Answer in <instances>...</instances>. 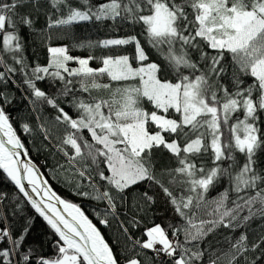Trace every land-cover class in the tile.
I'll return each mask as SVG.
<instances>
[{
    "label": "snow or ice",
    "instance_id": "obj_1",
    "mask_svg": "<svg viewBox=\"0 0 264 264\" xmlns=\"http://www.w3.org/2000/svg\"><path fill=\"white\" fill-rule=\"evenodd\" d=\"M87 24L127 30L28 62L29 32ZM13 90L38 123L13 117ZM17 124L105 205L99 224L111 216L123 247L24 159ZM0 170L57 237L44 255L31 219L17 231L0 215V264H264V0H0Z\"/></svg>",
    "mask_w": 264,
    "mask_h": 264
},
{
    "label": "trees",
    "instance_id": "obj_2",
    "mask_svg": "<svg viewBox=\"0 0 264 264\" xmlns=\"http://www.w3.org/2000/svg\"><path fill=\"white\" fill-rule=\"evenodd\" d=\"M42 26H44V20L41 18L37 21L36 31L39 32ZM126 30L127 29L124 31ZM124 31L114 32L106 28L103 24L99 25V27L87 24L84 26L75 27L73 32L68 36H61L57 32L53 35V38L50 41L41 40L40 36L33 35L31 32H29L27 35L25 56L27 57L29 63L46 64L48 58L47 46L49 44L51 46H58L61 44H68L71 46L76 41H96L99 39L109 38L111 36H120L124 34ZM73 36L76 38L75 40L73 39ZM106 52L107 50L96 49L93 54L99 56ZM70 54L74 56H86L88 55V52L85 49L70 47ZM92 66L97 67L98 64L93 62ZM16 79L17 83H19V76H17ZM39 86L49 93H53L55 91L54 88L49 87L48 83L45 82H40ZM13 94L15 96V101L13 107L10 109L13 117H24L25 121H28L33 125L38 123V121H36L34 118L29 117V105L27 100L23 98L21 91L13 90ZM64 106L67 110L68 106ZM43 114L49 119L55 115L54 111L50 107H45ZM71 114L74 115V113ZM14 126L17 127L18 134L21 135L22 141L30 151V158L41 169L42 173L49 181L54 191L62 199L68 200L69 202L80 206L82 211H84V213L93 221V223L97 225L110 245H113L117 248L123 247L126 243L125 238L118 231V224L111 216L107 217L111 221L110 227L99 224V218L103 217H98L97 213H103L105 205L90 198L78 196L76 194L77 189L73 187V185L65 182V175H67V173L56 167L57 161L63 163V160L61 156L55 152L54 148L50 151L49 148H45L41 144V138L39 136H29L28 134L21 131L18 124ZM85 135H87V133H85ZM54 143L55 142H53V144ZM0 193H4L7 196V199L3 203H0V215L7 216L5 224L19 231L23 227L24 218L31 219L32 230L28 235V246L39 248L44 255L54 254V242L57 237L47 226L46 222H44L42 218L35 214L30 205H27L26 201L22 198V195L7 178L5 173H3V170H0ZM124 211H127V209H124ZM130 215L131 213H129V216ZM121 218L123 217L121 216ZM150 222L151 221H149V223ZM157 222H159V220H157ZM132 231L134 232V235L138 236L140 231H142V226L140 229ZM118 237L120 240L119 245L116 244Z\"/></svg>",
    "mask_w": 264,
    "mask_h": 264
},
{
    "label": "water",
    "instance_id": "obj_3",
    "mask_svg": "<svg viewBox=\"0 0 264 264\" xmlns=\"http://www.w3.org/2000/svg\"><path fill=\"white\" fill-rule=\"evenodd\" d=\"M30 157H24L25 160L29 159ZM31 159V158H30ZM32 160V159H31ZM32 162L38 167V165L32 160ZM39 168V167H38ZM40 169V168H39ZM40 172L42 173L41 169ZM6 175V174H5ZM44 175V174H43ZM44 178L46 179V177L44 176ZM50 184V183H49ZM51 186V185H50ZM30 191V190H29ZM54 191V189H53ZM58 195V194H57Z\"/></svg>",
    "mask_w": 264,
    "mask_h": 264
}]
</instances>
